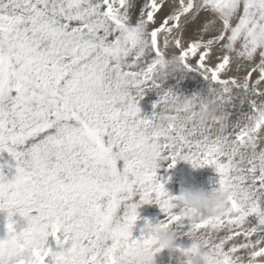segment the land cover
Segmentation results:
<instances>
[{"label":"snow or ice","instance_id":"1","mask_svg":"<svg viewBox=\"0 0 264 264\" xmlns=\"http://www.w3.org/2000/svg\"><path fill=\"white\" fill-rule=\"evenodd\" d=\"M173 58L181 79L206 88L169 87ZM147 91L158 96L150 118L139 107ZM208 102L227 124L194 119ZM4 152L15 175L0 171V211L18 209L29 233L61 249L20 264H129L151 244V226L132 239L138 208L158 204L161 226L187 220L158 175L177 161L214 168L229 193L223 216L190 223L208 233L216 264L264 258V0H0Z\"/></svg>","mask_w":264,"mask_h":264},{"label":"clouds","instance_id":"2","mask_svg":"<svg viewBox=\"0 0 264 264\" xmlns=\"http://www.w3.org/2000/svg\"><path fill=\"white\" fill-rule=\"evenodd\" d=\"M172 72L182 73L178 58L168 61ZM210 96L215 95L212 85L207 86ZM185 111L193 112L194 102L184 105ZM194 119L200 124H210L220 121L227 124L225 107L218 102H208L207 106L194 113ZM170 122L168 118L156 121L154 133L158 136H166ZM229 193L226 190L203 187H191L182 190L173 197L171 203L174 208L179 209L190 223L210 222L223 216L228 207ZM8 221L12 223V217L20 215L18 209L7 210ZM21 216V215H20ZM28 223V218L21 216ZM138 220V219H137ZM135 224L133 225L134 228ZM151 244L142 246L134 256L129 259V264H156L158 257L165 250L176 252V241L178 239L177 229L173 225L161 226V223L152 227ZM185 235L192 241L190 250L180 252L178 264H216V257L210 249V237L208 233L191 230ZM48 236L32 234L27 229L16 232L13 227L8 228L6 235L0 239V264H20L21 261H29L35 250L46 247ZM248 264H264V258L252 259Z\"/></svg>","mask_w":264,"mask_h":264},{"label":"rangeland","instance_id":"3","mask_svg":"<svg viewBox=\"0 0 264 264\" xmlns=\"http://www.w3.org/2000/svg\"><path fill=\"white\" fill-rule=\"evenodd\" d=\"M168 12V8H165L163 12L157 17V23ZM195 26H191L186 34H192V30ZM235 72L229 73V75H235ZM168 86L175 90L180 95H191L194 92L201 91L206 86L198 81L194 76H188L181 79L179 73H177L175 79H169ZM158 96L155 92L147 91L144 94V98L139 102L141 109V115L151 117L153 112V105L157 102ZM168 162H160V168L158 175L163 177L165 191L169 197L178 196L182 190H187L191 187H203L205 189H212L218 187V175L214 168L203 167L193 168L191 164L184 161H177L176 166L168 170ZM0 171L3 172L9 180L15 175V161L9 156L7 152L0 153ZM138 220L132 229V239L147 238L149 235V226L155 227L157 224L166 221V214L163 213L156 203H150L142 205L137 209ZM174 214L179 215V209H173ZM8 218L6 211H0V239H3L8 230ZM12 223L14 230L20 232L27 229L28 223L20 215L12 217ZM184 223V224H183ZM177 229L178 239L176 241V247L179 249H188L192 245V241L185 235L190 231V222L185 220L182 222V226H174ZM47 247L51 248L53 252H58L61 249L57 247L56 238L48 237ZM69 244H65L64 250H67ZM180 252H172L165 250L158 257H156V264H178Z\"/></svg>","mask_w":264,"mask_h":264},{"label":"bare ground","instance_id":"4","mask_svg":"<svg viewBox=\"0 0 264 264\" xmlns=\"http://www.w3.org/2000/svg\"><path fill=\"white\" fill-rule=\"evenodd\" d=\"M184 224V223H183Z\"/></svg>","mask_w":264,"mask_h":264}]
</instances>
